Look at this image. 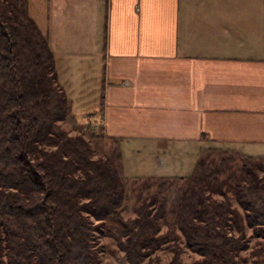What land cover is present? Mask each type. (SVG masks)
<instances>
[{"label":"trees","instance_id":"16d2710c","mask_svg":"<svg viewBox=\"0 0 264 264\" xmlns=\"http://www.w3.org/2000/svg\"><path fill=\"white\" fill-rule=\"evenodd\" d=\"M56 66L27 0H0V264H102L104 223L130 264L181 236L201 256L194 264H240L245 230L264 240V156L215 149L191 175L126 185L111 159L94 158L84 135L58 124L71 102ZM143 193L125 216L129 198ZM163 226L173 240L159 235Z\"/></svg>","mask_w":264,"mask_h":264},{"label":"crops","instance_id":"0c3cea01","mask_svg":"<svg viewBox=\"0 0 264 264\" xmlns=\"http://www.w3.org/2000/svg\"><path fill=\"white\" fill-rule=\"evenodd\" d=\"M198 1L28 0V9L71 103L82 87L72 65L102 64L107 138L264 144V37L256 53L251 36L258 22L255 36H264V8L261 17L245 5Z\"/></svg>","mask_w":264,"mask_h":264},{"label":"rangeland","instance_id":"374dc122","mask_svg":"<svg viewBox=\"0 0 264 264\" xmlns=\"http://www.w3.org/2000/svg\"><path fill=\"white\" fill-rule=\"evenodd\" d=\"M210 1L211 0H199V6L211 7L212 5H209ZM223 1L227 4L224 5L226 8L245 5L247 9L259 14H262L260 11H263L264 8V0ZM219 6H223V4L219 3ZM30 16L36 22L34 17L32 15ZM260 16L263 17V14ZM261 24H263V22H258L251 26V36H253L252 43L254 44L252 47L257 48V50H255L256 53H263V33H258L262 36V39L259 38L257 40V37L255 36L257 26ZM72 66H74L73 69L70 68V75H72V80H74L72 83L76 88L82 86L78 89L80 91V93L77 94L79 100L78 103L75 102L76 104L68 103L70 108L69 115L64 121H61L58 124L63 130L69 132L70 135H84V137L90 142L94 158L107 157L111 159L115 166H117L119 170H122L121 175L124 181L130 179V181H126V185L134 184L135 180L133 178L138 179L140 176L154 175L172 177L191 175L199 158L206 157L208 158L207 161L211 163V155L212 157L216 156V153L208 154L207 152H215V149L237 150L240 152V154L235 155L238 159L242 157V154L264 156V144L237 145L200 142L197 144H162L160 147L153 143L140 145L141 143L137 142L116 141V139L107 138L103 134L105 115L104 108L101 105V99L103 100L105 88V74L103 72L102 64L85 62ZM54 71L57 73V66ZM86 77L87 79H85ZM57 82L63 89L59 82L58 74ZM96 134L99 135V138L95 136ZM135 194H133L126 203V208L124 209L125 216L132 215L134 207L138 206L142 202V199L146 197L144 193L134 197ZM218 198L221 197L218 196ZM234 205L237 206V203H234ZM102 229V233H96V245L98 249L100 248L102 264H130L126 261L124 253L118 249L117 242L113 237L112 232L114 230L112 226L109 223H104ZM245 233L246 247L238 256L240 264H264V240L255 237L253 231L249 228L245 230ZM159 235L165 237L166 235H169L166 237L168 240H173L175 237V235H172V233L169 232L167 226L162 227ZM175 256H179L181 264H194L201 260V256L191 252L186 247L181 236L180 242H166L153 252L150 257H147L144 263L170 264Z\"/></svg>","mask_w":264,"mask_h":264}]
</instances>
